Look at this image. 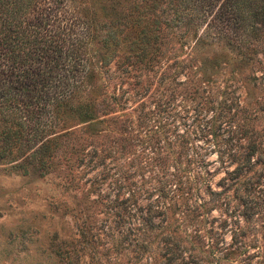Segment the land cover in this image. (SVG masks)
Returning a JSON list of instances; mask_svg holds the SVG:
<instances>
[{
	"label": "rangeland",
	"instance_id": "1",
	"mask_svg": "<svg viewBox=\"0 0 264 264\" xmlns=\"http://www.w3.org/2000/svg\"><path fill=\"white\" fill-rule=\"evenodd\" d=\"M180 30L163 36L168 55L198 62L204 52L193 50V32L181 36ZM223 41L213 42L220 65L214 66L215 73L211 68L203 83L210 86L213 104L226 94L227 103L232 102L228 109L222 103L210 111L207 93L189 100L191 75L167 67L169 76L161 82L159 65L144 79L150 84L147 106L160 121L143 122L131 108L116 122L98 121L92 127L87 120L70 119L57 129L65 134L43 167L37 160H23L25 154L17 152L20 140L9 147L3 142L0 114V264H264V24L253 37L254 51L246 64L238 63ZM103 69L98 85L109 80L107 74H117L113 63ZM172 76L188 82L163 88ZM110 80L111 87L119 79ZM214 83L226 92H217ZM163 92L166 106L159 107L156 99ZM251 138L260 145V154L219 160L216 149L240 148ZM95 147L97 162L80 159ZM171 172L208 182L214 194L205 185L193 188L190 202L200 204L197 217L188 208L172 212L170 206L166 217L151 216L140 226L127 210L169 204L187 192L184 187L169 189ZM117 188L119 200L129 197L120 220L107 199L114 198ZM134 222L139 230H126ZM175 243L179 247L168 249ZM182 250L185 260L190 252H199V258L183 263L178 255Z\"/></svg>",
	"mask_w": 264,
	"mask_h": 264
},
{
	"label": "trees",
	"instance_id": "2",
	"mask_svg": "<svg viewBox=\"0 0 264 264\" xmlns=\"http://www.w3.org/2000/svg\"><path fill=\"white\" fill-rule=\"evenodd\" d=\"M262 24L264 0H0L3 142L9 147L15 140H20L17 152L25 154L23 160L27 164H36L37 160L38 166L43 167L58 151L57 139L65 134L57 129L70 119L87 120V127H92L98 121L116 122L124 110L131 108L138 112L137 118L141 121L158 122L160 120L151 116L154 110L147 106L150 84L144 76L159 65H163L161 82H166L169 76L167 67L174 73L185 71L187 78L191 75L188 80L193 84L191 89H186L189 100L207 93L204 97L210 111L214 112L222 103L228 109L232 102L227 103L226 94L224 99L213 104L210 86L203 83L212 74L211 68H215V73L214 66L220 65L214 43L223 39V45L235 51L236 61L246 64L249 54L254 51L253 37L257 36ZM175 28H181V36L193 32V50L204 52L198 62L179 61L168 55L163 36ZM110 63L115 65L114 72L117 71L113 77L119 80L110 87L109 83L114 80H110L113 77L109 73L106 75L109 80L98 85L99 74ZM188 80H177L172 76L163 88L173 82L185 85ZM214 88L217 92H226L215 83ZM163 95L164 92L156 99L159 107L166 106ZM129 100L134 103L129 104ZM204 124V127L208 125L206 120ZM74 132L71 129L73 138H77ZM11 135L15 139L12 140ZM259 147L251 138L240 148L215 151L219 160L225 162L240 157L251 159L261 153ZM94 153L96 147L91 152H84L80 159L88 157L97 162ZM167 183L173 192L183 187L187 192H183L182 197L180 194L174 197L169 204L147 205L145 211L140 208L130 213L127 210L140 226L151 216L166 217V209L170 206L172 212L176 207L188 208L197 217L200 204L196 200L190 202L193 188L197 191L205 185L207 191L214 194L208 182L190 180V175L183 177L171 172ZM120 192L117 188L114 198H107L119 220L126 216L124 211L129 203L128 196L118 199ZM134 224L125 225L126 230H139L140 226ZM173 247H179L178 243L170 244L168 249ZM184 253L185 250L177 253L180 260L184 258L183 263L197 261L200 255L197 252L193 256L190 252L186 254L189 259L185 260Z\"/></svg>",
	"mask_w": 264,
	"mask_h": 264
}]
</instances>
